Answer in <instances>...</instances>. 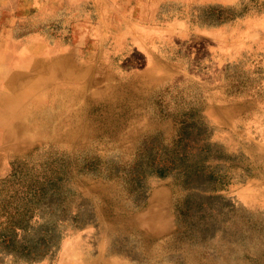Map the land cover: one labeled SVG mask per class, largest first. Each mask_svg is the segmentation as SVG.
Masks as SVG:
<instances>
[{
    "label": "rangeland",
    "instance_id": "374dc122",
    "mask_svg": "<svg viewBox=\"0 0 264 264\" xmlns=\"http://www.w3.org/2000/svg\"><path fill=\"white\" fill-rule=\"evenodd\" d=\"M9 60L66 64L53 124H84L0 121V264H259L264 0H0Z\"/></svg>",
    "mask_w": 264,
    "mask_h": 264
},
{
    "label": "bare ground",
    "instance_id": "6f19581e",
    "mask_svg": "<svg viewBox=\"0 0 264 264\" xmlns=\"http://www.w3.org/2000/svg\"><path fill=\"white\" fill-rule=\"evenodd\" d=\"M9 67H16L15 71L10 74V77L7 76L5 72L0 74V79H2V81L5 80L7 84L6 89L0 94V121L4 120V124H6L7 127L9 126L7 130V137L4 138V140H1L6 143L16 142L19 136L24 137L29 133H32L34 130V126L32 124L35 123L37 125L35 128L39 129V131H51V134L54 135L61 134L60 139L62 140L68 141L78 138L82 130L80 128L84 124V119H82V121H78V124L75 127L71 126L69 128L65 127V125L69 123L67 118L66 121L68 122H65L62 118V122L53 124V121H55L56 118L61 115V111L57 109L58 106L62 105L61 102L70 100L71 98L69 99L67 97L68 94L65 88L62 89L63 91L59 89V87H55L53 90L49 89L51 85V77H53L54 75L63 77L71 76V72H69L67 65L56 63L50 68H45L38 67L35 64H28L27 66L19 67L14 61L9 60ZM88 69L89 68H87V70ZM94 78H96V76H94ZM89 80L90 79L86 77L85 84L88 83ZM25 86L29 88H35L38 90V93H40V95H45L50 98L51 105L54 109L56 108L57 110L51 111L50 109L44 107L38 100L35 99L34 96L31 95V91L29 92V89ZM83 92L84 88L76 91L77 95H81ZM33 106H36L37 108L35 109L33 108ZM59 109L62 110L61 107H59ZM80 112L77 111L74 115L77 116ZM68 117H71V115ZM28 121L31 122V125L26 124V122ZM2 141H0V150L3 149L6 145V143L2 144ZM0 158H2V156H0ZM156 231L159 230L156 229ZM147 235V233L141 232L138 236V239L144 240ZM262 239L264 241V238ZM254 240L256 241V243L259 242L257 238H253V241ZM253 251L257 255L258 263L264 264V242H262L260 246L258 245L256 249L253 248Z\"/></svg>",
    "mask_w": 264,
    "mask_h": 264
},
{
    "label": "crops",
    "instance_id": "0c3cea01",
    "mask_svg": "<svg viewBox=\"0 0 264 264\" xmlns=\"http://www.w3.org/2000/svg\"><path fill=\"white\" fill-rule=\"evenodd\" d=\"M22 48H24V47H22ZM34 48V47H33ZM22 50V49H21ZM1 76V75H0ZM0 83H6V81L5 80H3L2 81V79H0Z\"/></svg>",
    "mask_w": 264,
    "mask_h": 264
}]
</instances>
